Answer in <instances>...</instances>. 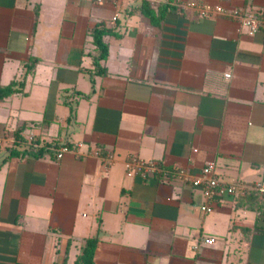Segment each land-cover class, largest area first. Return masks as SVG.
<instances>
[{
	"label": "crops",
	"instance_id": "0c3cea01",
	"mask_svg": "<svg viewBox=\"0 0 264 264\" xmlns=\"http://www.w3.org/2000/svg\"><path fill=\"white\" fill-rule=\"evenodd\" d=\"M189 1L225 13L0 0V89L25 82L0 100V264H76L94 237V264H264V29L234 17L264 0ZM31 136L72 150L26 151ZM145 162L164 172L128 174ZM210 163L237 196L207 202L177 177Z\"/></svg>",
	"mask_w": 264,
	"mask_h": 264
},
{
	"label": "built area",
	"instance_id": "2783aa9c",
	"mask_svg": "<svg viewBox=\"0 0 264 264\" xmlns=\"http://www.w3.org/2000/svg\"><path fill=\"white\" fill-rule=\"evenodd\" d=\"M106 0H95L97 3H103ZM169 4L174 7H179L183 10L192 9L198 13L200 17L203 18H214L219 14L225 13V9L221 6H209L207 4H202L198 2H193L189 0H170ZM234 17L241 22L242 26H245L250 34H255L258 31L264 29V13L251 12V11H240L237 12ZM119 18L116 15L113 18V21H117ZM229 77V75H228ZM4 144V140H0V145ZM29 148L26 151L39 152L40 150L53 153L56 155L58 160H61L65 154L69 153L72 150L70 145H49L45 146L40 143H36L34 136L29 138L27 144ZM139 172L143 177L147 178L150 174H161L164 172V169L155 162H145L138 164L137 168H129L128 174L132 175L134 172ZM177 177L182 178L189 182L192 187L202 191L207 202H215L220 198L225 196L235 197L238 195L239 191L234 186L223 183L218 175L216 174L215 165L210 163L207 164L201 173L191 178L187 176L183 171L177 173ZM190 177V178H188ZM252 192L258 193L261 197L264 198V183L257 184L252 188ZM201 210L205 213H211L213 208L209 204H205L201 207ZM214 239H206V244L214 243Z\"/></svg>",
	"mask_w": 264,
	"mask_h": 264
},
{
	"label": "trees",
	"instance_id": "16d2710c",
	"mask_svg": "<svg viewBox=\"0 0 264 264\" xmlns=\"http://www.w3.org/2000/svg\"><path fill=\"white\" fill-rule=\"evenodd\" d=\"M143 12L146 17H148L149 19H153V16H154L153 12L149 10V6L147 5V3H145L144 5ZM151 22L155 24V21L151 20ZM108 32L109 31L100 29V28L95 29L93 32L94 43L97 46V48L100 50L99 58H97L96 60L97 65H98V61L106 60L108 57V47L103 42V37L107 35ZM100 72L105 73V69L101 68ZM24 86H25V82L23 80L21 82H12L10 85L4 88H1L0 89V100H3L15 93H20L21 89ZM21 132H22V129L20 128L15 133L16 144H19V147L24 144L23 143L24 140H23V137L21 136ZM36 143H40V140H36ZM15 152L16 151H14L13 153ZM97 246H98L97 237L84 239L82 253L79 255L76 264H94V257H95Z\"/></svg>",
	"mask_w": 264,
	"mask_h": 264
},
{
	"label": "rangeland",
	"instance_id": "374dc122",
	"mask_svg": "<svg viewBox=\"0 0 264 264\" xmlns=\"http://www.w3.org/2000/svg\"><path fill=\"white\" fill-rule=\"evenodd\" d=\"M34 138H36V137H34ZM41 142V141H40ZM41 144V143H40ZM52 144V143H51Z\"/></svg>",
	"mask_w": 264,
	"mask_h": 264
}]
</instances>
